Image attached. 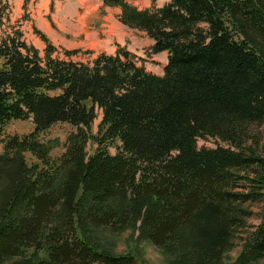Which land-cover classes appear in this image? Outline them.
Masks as SVG:
<instances>
[{
  "label": "trees",
  "instance_id": "1",
  "mask_svg": "<svg viewBox=\"0 0 264 264\" xmlns=\"http://www.w3.org/2000/svg\"><path fill=\"white\" fill-rule=\"evenodd\" d=\"M103 1L147 32L151 54L168 52L165 73L122 47L88 62L71 59L75 50L55 56L35 28L42 54L11 27L0 41V127L32 118L34 130L9 136L0 155V264H145L138 253L111 251L96 235L103 228L139 229L167 264H224L251 214L244 203L264 202V154L246 146L250 127L264 123V0L145 9ZM57 122L77 130L55 160L41 134ZM206 137L228 146L198 147ZM263 258L264 212L231 264Z\"/></svg>",
  "mask_w": 264,
  "mask_h": 264
},
{
  "label": "rangeland",
  "instance_id": "2",
  "mask_svg": "<svg viewBox=\"0 0 264 264\" xmlns=\"http://www.w3.org/2000/svg\"><path fill=\"white\" fill-rule=\"evenodd\" d=\"M43 0H38L35 4L27 6V8L20 7L13 3L11 5L9 2L6 5H0V9H3L2 24H0V41L5 36L6 33L11 31L12 26H17L24 33V39L31 44H34L38 47V42L40 37L35 32V28L41 30L45 26L42 25V22L39 21L35 14H37L36 3L40 5L43 3ZM2 7V8H1ZM112 7V6H111ZM117 7V6H115ZM120 8V7H119ZM141 9V8H140ZM28 10V11H27ZM53 10V9H51ZM122 13V11H121ZM121 15V14H120ZM48 19V17H47ZM51 18H49L50 20ZM26 20V21H25ZM23 21V22H21ZM53 26L56 28L52 19L50 20ZM133 36L127 39V43L132 44L133 48H138L140 55L135 53H130L133 56V60L139 65L144 66L147 71L163 75L165 73V68L168 64V57L166 53L162 54H151L150 47L148 42L152 39L147 32L142 30L134 29ZM48 36V35H47ZM52 41V40H51ZM58 41V40H55ZM55 41H52L53 44H56L58 52L55 56H61L66 58L64 54L66 48L62 47L61 44L57 45ZM127 43H125L127 48ZM46 45V44H45ZM145 46L143 48L141 46ZM75 50L76 53L71 56V59L76 61H92L97 55L93 54L90 49L75 48L67 49ZM127 50V49H126ZM44 49L41 50L42 54ZM128 51V50H127ZM133 52V51H132ZM2 60L0 59V64ZM97 118L94 120L91 131L94 135L98 134L99 125L102 120V111L99 108H96ZM34 130V123L32 118L29 119H14L0 127V155L4 152L5 140L12 135H24L29 134ZM77 130V127L68 123V122H57L51 126L48 130L41 134V139L44 142L51 144V157L55 160L59 159L63 153L66 151L69 136ZM218 145L226 146L227 144L221 141L218 138L206 137L199 138L197 140L198 147H216ZM228 146V145H227ZM246 146H251L257 154H264V123L259 125H252L250 127V138L246 142ZM98 143L90 139L87 143V152L92 154L96 151ZM112 153H116L117 149L114 146L109 147ZM27 160L30 163L37 162V157L31 153H27ZM251 214L246 217L244 224L241 227H238L233 232V243L229 251L224 255L223 262L224 264L233 263L241 250L243 249L244 242L251 236L252 232L255 231L257 225L262 220V214L264 212V202H247L243 205ZM139 226V225H138ZM139 229L135 232L132 229H124L119 231L110 230L108 228H103L99 230L96 234L101 242L107 243L110 250L114 253H138L141 259L145 264H167V258L163 254L161 248H158L156 245L152 244L146 239H139ZM8 263V262H7ZM256 264H264V258Z\"/></svg>",
  "mask_w": 264,
  "mask_h": 264
},
{
  "label": "crops",
  "instance_id": "3",
  "mask_svg": "<svg viewBox=\"0 0 264 264\" xmlns=\"http://www.w3.org/2000/svg\"><path fill=\"white\" fill-rule=\"evenodd\" d=\"M38 0H30L27 6L35 4ZM40 5L36 3V18L45 27L42 28L48 37L61 44L66 49L83 48L90 49L93 54L106 52L116 54L119 48L126 47L127 39L133 36V30L120 21L121 8L105 6L103 0H43ZM54 1V8L51 10V2ZM141 9L152 6L162 7L172 0H128ZM1 2V0H0ZM11 5L15 3L24 7V0H9ZM26 6V7H27ZM28 11V10H27ZM49 16L56 28L49 20ZM48 17V19H47ZM26 21V20H25ZM23 22V21H21ZM136 30V29H135ZM139 30V29H138ZM145 32V31H143ZM146 33V32H145ZM149 46L154 44L151 39ZM56 45V44H55ZM46 47L45 42L40 39L38 48ZM127 43V50L140 55L138 48H133ZM142 50L145 46H141ZM133 51V52H132ZM166 53L168 57V52ZM159 54V53H158Z\"/></svg>",
  "mask_w": 264,
  "mask_h": 264
}]
</instances>
